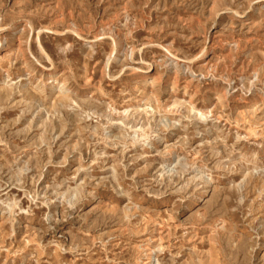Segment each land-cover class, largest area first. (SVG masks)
I'll list each match as a JSON object with an SVG mask.
<instances>
[{"label":"rangeland","instance_id":"374dc122","mask_svg":"<svg viewBox=\"0 0 264 264\" xmlns=\"http://www.w3.org/2000/svg\"><path fill=\"white\" fill-rule=\"evenodd\" d=\"M0 264H264V0H0Z\"/></svg>","mask_w":264,"mask_h":264},{"label":"bare ground","instance_id":"6f19581e","mask_svg":"<svg viewBox=\"0 0 264 264\" xmlns=\"http://www.w3.org/2000/svg\"><path fill=\"white\" fill-rule=\"evenodd\" d=\"M145 72H147V71H145ZM53 75V74H52Z\"/></svg>","mask_w":264,"mask_h":264}]
</instances>
